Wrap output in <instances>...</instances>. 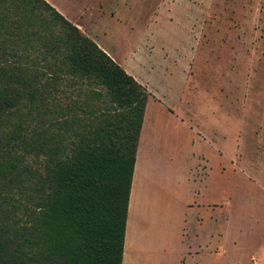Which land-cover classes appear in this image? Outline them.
<instances>
[{
    "label": "rangeland",
    "instance_id": "obj_1",
    "mask_svg": "<svg viewBox=\"0 0 264 264\" xmlns=\"http://www.w3.org/2000/svg\"><path fill=\"white\" fill-rule=\"evenodd\" d=\"M62 4L72 14L69 21L101 40L149 92L132 195L142 232L137 239L131 219L126 264L144 262L145 246L162 253L175 214L169 209L191 175L199 200L206 187L232 209L235 243H226V251L237 253V264H264V0ZM32 126L26 121V129ZM18 155L20 166L35 164L32 153L19 149ZM10 192L0 197V225L6 236L21 239L28 189H13L15 199Z\"/></svg>",
    "mask_w": 264,
    "mask_h": 264
},
{
    "label": "trees",
    "instance_id": "obj_2",
    "mask_svg": "<svg viewBox=\"0 0 264 264\" xmlns=\"http://www.w3.org/2000/svg\"><path fill=\"white\" fill-rule=\"evenodd\" d=\"M148 97L46 0H0V197L29 200L24 237L0 225V264H122Z\"/></svg>",
    "mask_w": 264,
    "mask_h": 264
},
{
    "label": "crops",
    "instance_id": "obj_3",
    "mask_svg": "<svg viewBox=\"0 0 264 264\" xmlns=\"http://www.w3.org/2000/svg\"><path fill=\"white\" fill-rule=\"evenodd\" d=\"M46 1L54 6L65 18H68L69 20L72 14L68 9H65L66 7L62 3L69 2L73 5L76 0ZM85 32L88 33V36H90L101 49L114 59L112 52L107 49L101 40L93 37L88 31ZM146 111L147 110H145V114ZM138 148L139 145L136 152V162L129 196L122 264H126L129 223L131 219H135L136 222L138 215L137 210L133 211L132 215V195L135 179L138 176ZM207 162L208 161H205V163ZM152 175L153 174H151V177L155 178ZM190 177L192 178L191 181L188 179L187 182H184L181 185V200L175 204V207L171 206L169 209L170 211L175 209L174 219L170 220V229L169 232H167L169 242L167 244H164V242L161 244L162 253L156 251L155 247H149V245L146 249L145 246L141 251L147 252L148 257H146L144 262L139 264H227L226 262L237 264V260H239L237 253L235 252L233 255H230V252L226 251V243L229 242L233 245L235 243L233 240L235 234L232 235L233 238H231L232 230L229 228L232 222L231 207L228 204L225 205L224 203L222 204L217 202V200H215L210 193H205L206 191L203 189L206 187L202 189L201 199L199 200L200 190L197 189L196 178H194L193 175ZM205 178L206 173L204 179ZM201 180L202 178L199 181ZM186 187L188 188L185 196L184 188ZM157 206H159V209L163 210L161 204ZM136 224L138 225H136L137 230L135 231V235L137 239H140V231L142 232V230L139 229V221H137ZM149 232L150 229L148 224H143V233L147 235ZM128 264H131L130 261Z\"/></svg>",
    "mask_w": 264,
    "mask_h": 264
}]
</instances>
